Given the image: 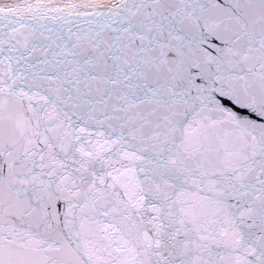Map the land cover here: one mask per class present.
<instances>
[{
	"label": "snow or ice",
	"instance_id": "obj_1",
	"mask_svg": "<svg viewBox=\"0 0 264 264\" xmlns=\"http://www.w3.org/2000/svg\"><path fill=\"white\" fill-rule=\"evenodd\" d=\"M0 264H264V0H0Z\"/></svg>",
	"mask_w": 264,
	"mask_h": 264
}]
</instances>
